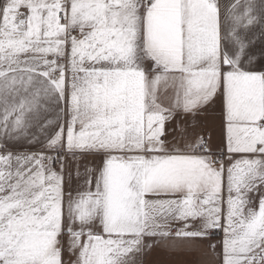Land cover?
Segmentation results:
<instances>
[{
	"label": "snow or ice",
	"instance_id": "6c2138e0",
	"mask_svg": "<svg viewBox=\"0 0 264 264\" xmlns=\"http://www.w3.org/2000/svg\"><path fill=\"white\" fill-rule=\"evenodd\" d=\"M253 25L264 0H0V264H264Z\"/></svg>",
	"mask_w": 264,
	"mask_h": 264
},
{
	"label": "crops",
	"instance_id": "0c3cea01",
	"mask_svg": "<svg viewBox=\"0 0 264 264\" xmlns=\"http://www.w3.org/2000/svg\"><path fill=\"white\" fill-rule=\"evenodd\" d=\"M235 2V0H222L224 4H230ZM248 0H240L241 5L247 3ZM240 11H243L241 9ZM230 30V29H229ZM264 30L260 25L249 26V28H240L239 31L242 35H246L252 43L248 45V52L255 56L254 63L259 66L261 63H264V60H261V52H264V38H261L260 33ZM204 129L208 135H210L214 141L217 140L219 134V121L218 118L212 114H206L203 117ZM157 257L154 254L150 257V260H155Z\"/></svg>",
	"mask_w": 264,
	"mask_h": 264
},
{
	"label": "rangeland",
	"instance_id": "374dc122",
	"mask_svg": "<svg viewBox=\"0 0 264 264\" xmlns=\"http://www.w3.org/2000/svg\"><path fill=\"white\" fill-rule=\"evenodd\" d=\"M217 239H219V237H217Z\"/></svg>",
	"mask_w": 264,
	"mask_h": 264
}]
</instances>
